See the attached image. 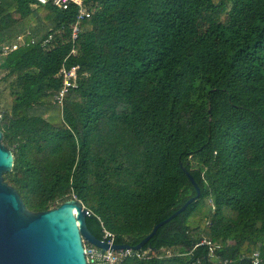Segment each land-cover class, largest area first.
Listing matches in <instances>:
<instances>
[{
  "label": "trees",
  "instance_id": "16d2710c",
  "mask_svg": "<svg viewBox=\"0 0 264 264\" xmlns=\"http://www.w3.org/2000/svg\"><path fill=\"white\" fill-rule=\"evenodd\" d=\"M84 1L72 42L75 7L0 0V44L36 40L0 67L4 181L30 212L79 200L95 237L134 247L196 195L185 167L199 198L124 264H264V0Z\"/></svg>",
  "mask_w": 264,
  "mask_h": 264
},
{
  "label": "water",
  "instance_id": "95a60500",
  "mask_svg": "<svg viewBox=\"0 0 264 264\" xmlns=\"http://www.w3.org/2000/svg\"><path fill=\"white\" fill-rule=\"evenodd\" d=\"M13 161V153L3 145L0 131V264H87L83 241L107 249L106 243L89 231L88 210L75 198L43 212L28 211L20 194L4 181L3 176L11 171ZM182 170L193 184L196 195L158 223L133 249L143 248L161 226L199 198L200 190L194 178L185 167ZM129 247L112 246L113 249Z\"/></svg>",
  "mask_w": 264,
  "mask_h": 264
},
{
  "label": "built area",
  "instance_id": "2783aa9c",
  "mask_svg": "<svg viewBox=\"0 0 264 264\" xmlns=\"http://www.w3.org/2000/svg\"><path fill=\"white\" fill-rule=\"evenodd\" d=\"M37 4L43 6H51L59 10H68L71 7H75V21L71 25V40L74 42L79 35L82 25L90 18L91 12L84 0H34ZM34 24V23H33ZM52 39V35H49L41 42V46L45 47ZM36 40L30 37V32L25 31L19 34L14 42H4L0 44V67L6 58L17 51L18 49L34 44ZM76 51L73 48L70 54H75ZM77 70L78 66H71L69 68L64 65L61 67L58 76L61 79L62 86L60 90L55 94L54 102L57 103L60 108L63 107V102L70 90L76 89L77 83ZM89 214V212H88ZM101 240L106 243L107 249H102L91 243L83 241L84 254L87 264H124L127 259H144L151 256L154 252L150 249H138L135 250L132 247L113 249L114 235L103 228V235ZM204 244L210 247V239L207 236H203L198 245ZM213 256V249L210 247ZM252 263L260 264V253L255 252L252 255Z\"/></svg>",
  "mask_w": 264,
  "mask_h": 264
},
{
  "label": "rangeland",
  "instance_id": "374dc122",
  "mask_svg": "<svg viewBox=\"0 0 264 264\" xmlns=\"http://www.w3.org/2000/svg\"><path fill=\"white\" fill-rule=\"evenodd\" d=\"M32 23H35V21H33ZM0 108L1 109H6L9 108V106L11 105V96L9 94V90L6 87V85L0 83ZM49 118L51 120L57 118V112L53 111L51 112Z\"/></svg>",
  "mask_w": 264,
  "mask_h": 264
}]
</instances>
